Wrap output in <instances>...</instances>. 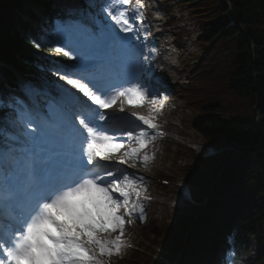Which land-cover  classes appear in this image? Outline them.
Segmentation results:
<instances>
[{
    "label": "snow or ice",
    "instance_id": "6c2138e0",
    "mask_svg": "<svg viewBox=\"0 0 264 264\" xmlns=\"http://www.w3.org/2000/svg\"><path fill=\"white\" fill-rule=\"evenodd\" d=\"M132 2L104 0L102 11L118 31L105 24L100 39L69 33L55 48L78 61L66 66L61 78L86 100L64 89L62 115L44 126L32 121L30 143L9 145L0 127V264H107L105 257L119 256L126 246L125 216L136 209L143 214V206L132 200L141 196L143 177L100 163L126 148L118 164L141 159L149 143L163 135L149 132L158 129L153 119L136 114L141 125L135 132L114 128L111 122L119 118L103 111L117 101L123 112L125 104L141 107L160 100L144 78L151 71L144 62L152 57L132 44L139 36L133 21L142 26L144 0H135V8L129 7ZM132 141L138 147H127ZM152 158L145 154L142 161L147 165Z\"/></svg>",
    "mask_w": 264,
    "mask_h": 264
},
{
    "label": "trees",
    "instance_id": "16d2710c",
    "mask_svg": "<svg viewBox=\"0 0 264 264\" xmlns=\"http://www.w3.org/2000/svg\"><path fill=\"white\" fill-rule=\"evenodd\" d=\"M230 1L241 27L219 33L204 63L191 72L188 85L175 86L189 110L198 115L192 129L215 145L227 147L222 155L205 160V168L184 169L194 185L212 193L211 201L192 214L196 218L188 231L190 242L184 244L186 223L173 221L176 214L172 213L170 221L149 224L147 230L152 237H146L148 244L141 241L127 258L112 256L111 264H159L152 256L157 247L173 251L183 248L189 261L183 257L180 264H209L212 256L223 264L227 251H233L234 264H264V0ZM28 3L40 5L45 19L29 10ZM181 4L197 18L199 7H210L212 16L226 7L223 0H182ZM55 6L52 0H0V59L18 64V52L26 44L40 51L55 50L52 42L37 41L39 35L55 38L52 25L57 18ZM23 12L40 21L37 32L22 21ZM174 22L172 18L171 24ZM200 27L203 30L205 25ZM214 34L201 36L202 49ZM176 36L178 42L183 41L182 33ZM57 58L63 65L72 61L63 54ZM24 64L30 71L41 68L58 74L61 70L60 64H52L44 56L40 60L27 58ZM246 99L252 101L249 111L243 110ZM3 116L5 111L0 107V117ZM0 126L7 136L13 135L1 121ZM215 177H219V182L212 188L209 180ZM159 178L171 179L167 175ZM158 186L168 191L167 186L161 183ZM253 237L260 244L256 260L250 258L249 242Z\"/></svg>",
    "mask_w": 264,
    "mask_h": 264
},
{
    "label": "rangeland",
    "instance_id": "374dc122",
    "mask_svg": "<svg viewBox=\"0 0 264 264\" xmlns=\"http://www.w3.org/2000/svg\"><path fill=\"white\" fill-rule=\"evenodd\" d=\"M180 1L181 0H170L169 7L172 8V11H171V14H169L167 18L173 16L177 20V23L174 26H170V27H167V28L161 30V32L162 33H168L169 34L168 39L172 41V37H171L172 34L175 33L176 31H181L184 35V39H186L187 43H185L183 45V47H182L183 51H181V53H182V58H185L186 61L189 62V64L185 65V67H182V69L178 72V75L180 77V79L178 81L170 80V81L181 83V84L185 85L187 83V81L189 80L190 71L195 69V67H196V62L199 59V57L201 56V52H196L197 48H199V43H198V45L192 44V46H189V47L187 45L189 43V41H193L194 38H196L198 36L197 32L199 30V27H198V24L196 23L197 22L196 18H194L192 15H190L189 11L187 9H185V7H182L180 5ZM152 3H155L154 7H151ZM78 4H79V0H74V1L70 0L69 11L70 12L73 11L76 13L78 11V8H77ZM132 5H133L132 7L135 8V0H133ZM27 7L29 8L30 5L27 4ZM147 8H149L151 10L153 16H160V14H161L160 9H163V6L161 5L160 2H155V0H144V7L141 10L142 14L146 13ZM32 10L34 12L42 15L41 6H33ZM99 10H101V8ZM28 18H29L28 14L26 13L23 16V22L25 21L27 25H29L32 28H35L37 26L35 24V22L28 20ZM147 18L149 19V21L152 20V17H150L149 15L147 16ZM84 21H85V19L82 18L81 22H84ZM135 21H137V26L135 28L137 30L142 29V31H144V28H145L144 24L142 23V26H141V22L138 19ZM71 22L73 23L72 20H71ZM99 24H100V20L97 19L95 21V24H94L96 26L97 30H98ZM109 25L116 27L114 22H112V21H110ZM89 29H90V30H88L89 33L95 34V32L97 31V30L93 31L92 28H89ZM149 37H150V34L144 35V33H143L142 37L141 38L139 37L137 41H139V44H140L143 40L149 39ZM40 41L45 42L42 37H40ZM18 53L20 54L21 62L27 61V58L32 59V60H36V59L38 60L40 58V55H42V56L46 55L48 57L50 55L48 52L39 51V49L37 47H34L32 45H29V44H26L23 47V49L20 50ZM155 72L156 71L152 70L148 74V77H146V76L145 77L150 79L153 76V73H155ZM39 74L43 77H48V73L45 71L44 72L40 71ZM57 80H59V79H57ZM57 80H56V82L58 83L59 81H57ZM61 87L68 89V86H66L64 84L61 85ZM157 87L162 88V89L164 88L158 83H157ZM163 91H164L165 96L174 100L173 105L176 106V108L178 110L177 117H176L177 119H175V121L177 124H179V128L181 129V131L187 133V135H189V136H187L185 138V140H181V142L179 143L178 146H176L173 142L165 141V143L162 144V147H164V150L162 153H160V156L163 158V160H162V163L158 164V166L156 168L155 167L152 168L150 166L145 165L143 163L142 159L129 160V163L127 165L124 164V166L119 165V167H117L115 165V163H113V162H117L122 158V152L113 155L110 159L111 162H108L107 160L100 161V163L103 165H107L110 167L115 166V167L119 168L121 171H126L129 174H135L137 177H143V181H142L143 182V186H142L143 189H154L155 196L160 201H163L165 199H169L167 202V209L166 210H163L159 206H156L153 209V214H155V215H151L147 218L140 219V226L136 225L134 223V221H135L134 215L131 217L125 216V219H126V226L125 227H126V229L128 228L129 225H132V226L137 227V230H139L140 233H138V231H137V232L131 233L129 236L130 238H127L126 240L122 239L123 241H125L126 246L122 249L120 255H122L124 257H128L131 249L134 248V246H136L139 241H143V242L146 241V235H147V237L150 236V235H148V232L146 231V228L148 227V224L150 222H152V223L155 222L157 224H163V223L171 220V217L169 216L170 213H172V212L177 213L178 210L174 209V207H173L174 205L177 204V199H173L172 201H170V197L173 194L176 195V197H177V191L174 188L175 187L174 182H176L178 179H181L183 177L184 164L186 161L185 158L186 157L189 158V156L192 154V150H193L192 147L195 146L194 143L191 142L190 136L192 138L193 137L196 138L197 141H199V140L202 141V138L191 129V125L196 120V115L193 112H191L190 110H188L184 106L182 101L177 99V94L174 91L167 90V89H163ZM161 95L163 96V93ZM159 101L161 103H164L161 97H160ZM116 106L120 107L121 102L117 101ZM116 106L113 108H116ZM124 108H125L124 111H126L127 107L124 106ZM147 109H148V107H147ZM251 109H252V101L250 99H246L244 102L243 110L249 111ZM40 113H42V112L40 111ZM113 116H114V114H113ZM244 117L246 118L248 116L245 115ZM180 120H183L182 126L180 125V122H179ZM14 122L17 124V127L20 130V133H19L20 136L25 137L30 132L31 128H26L23 125V119L22 118H17L16 120H14ZM105 123L107 124V121ZM170 132L173 133L172 131H170ZM195 153L197 154V152H195ZM179 154H180V156L178 157ZM175 157H176V160L173 161ZM157 162H159V161H157ZM188 163H190V160H188ZM132 164H135V167H131L130 165H132ZM159 175H167L169 177H172V179H174L173 180L174 182L170 183V185H169V192L167 194H165L163 191L159 190V186H158V184H159L158 176ZM158 211H161V214H162L159 218L156 217V214ZM123 213H124V209H121V214H123ZM177 218H178V216L176 217V219L173 218V221H176ZM114 235H116V234H114ZM132 239H134V240L132 241ZM146 243H148V242L146 241ZM104 259L107 260V264H110L107 257H105Z\"/></svg>",
    "mask_w": 264,
    "mask_h": 264
},
{
    "label": "bare ground",
    "instance_id": "6f19581e",
    "mask_svg": "<svg viewBox=\"0 0 264 264\" xmlns=\"http://www.w3.org/2000/svg\"><path fill=\"white\" fill-rule=\"evenodd\" d=\"M155 3L151 4V7H154ZM152 17V20L149 21V19L147 18V16ZM139 20V19H138ZM140 21V20H139ZM154 21H157L153 15L152 12L149 8L146 9V13L143 14V24L145 26L144 31L139 30V36L142 37L143 33H147L150 34L151 37L155 38V36H157V33L161 32V30L159 27L161 25L158 24H153ZM141 22V21H140ZM153 22V23H152ZM185 29V28H184ZM78 33L83 34V31L81 29H78ZM161 36V38L163 37V39L167 38L168 39V33H161L159 34ZM164 41V40H163ZM166 44H172L171 40L168 39V41H166ZM180 47L178 46L177 49H179ZM146 55V52H144ZM155 60H159L157 65H168L167 68V76L171 77V79L173 80H177L179 79V75L178 72L181 69V66L179 65V63H175L173 61L169 62L166 56H156L154 58ZM146 66V65H145ZM156 66H152L151 67V71L155 68ZM156 69V68H155ZM151 71H148L147 73H144V78L145 81H147V78L145 76H147ZM153 75H155L153 73ZM155 81H157L156 79L154 81H150V86L159 93V96L162 98L164 103H161L160 101L156 104V105H151L150 103H145L143 106L141 107H133L131 105L125 104L124 106L127 107L124 115L122 114L123 112H120V107H116L112 109V113L114 114L115 117H118V120H114L111 122L112 126L114 128L117 129H122L124 131H128V130H132V131H136L137 126L141 125V122L137 123V124H132L130 122V120H133L135 118V116L133 114L136 115H141V116H145L147 118L153 119V122L156 123L158 125V129L156 130H149V132H158V133H162L163 135H157L156 139L151 141L149 143V146L147 149H145L142 153H141V159L142 156L147 154L150 157H153L152 159H150V161L148 162L147 166H150L152 168H156L158 166V164L162 163L163 158L160 156V153L163 152L164 147H162V144L165 141L168 142H173L176 146L179 145V143L181 142V140H185V138L189 135H187V133L181 131V129L179 128V124L176 123L175 119H177V108L176 106L173 105L174 100L165 96L164 95V91L162 88H158ZM70 90L73 91L72 86L70 85ZM163 93V96L161 95ZM163 97H167L166 100L163 99ZM149 99H151V97H149ZM148 107V109H147ZM49 122V121H48ZM180 125L182 126L183 124V120H180ZM109 123V122H108ZM168 131L165 133V131ZM170 131H172L173 133H171ZM191 138V142L195 143L197 145L200 144V141H197L196 138ZM123 139V138H122ZM127 147H138V144L135 141H132L128 144ZM126 149H122L121 152H123ZM160 159V160H159ZM173 159V158H172ZM159 161V162H157ZM143 186V182L140 183V191H141V196L139 197V200L137 201V198L135 197V195H133V203H139L140 205L143 206L144 208V212L143 214H141L139 212V209H136L134 216L136 217H140L141 215L144 218H147L151 215H155L153 214V209L156 206H159L161 209L166 210L167 209V202L169 199H165L163 201H160L156 196H155V191L154 189H146V191H144L145 189L142 188ZM173 199H177L176 195H172L170 197V201H172ZM161 211H158L156 214V217H160ZM141 219V218H140ZM136 225H139V223L135 222ZM140 233L139 230H137V227L129 225L128 228L125 231V234L123 237H121V239L126 240L127 238H130V234L137 232ZM113 238H115V235L113 236ZM134 239H132L133 241Z\"/></svg>",
    "mask_w": 264,
    "mask_h": 264
}]
</instances>
